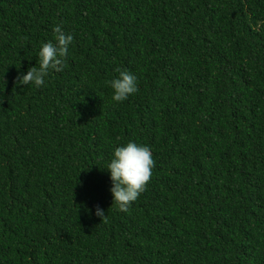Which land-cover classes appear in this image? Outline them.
<instances>
[{
  "label": "trees",
  "instance_id": "trees-1",
  "mask_svg": "<svg viewBox=\"0 0 264 264\" xmlns=\"http://www.w3.org/2000/svg\"><path fill=\"white\" fill-rule=\"evenodd\" d=\"M57 25L64 70L23 85ZM130 140L155 167L122 212ZM0 264H264V0H0Z\"/></svg>",
  "mask_w": 264,
  "mask_h": 264
},
{
  "label": "clouds",
  "instance_id": "clouds-1",
  "mask_svg": "<svg viewBox=\"0 0 264 264\" xmlns=\"http://www.w3.org/2000/svg\"><path fill=\"white\" fill-rule=\"evenodd\" d=\"M54 32L55 42H45L39 49V67H31L19 78L23 85L32 84L37 88L42 87L50 72L64 70V61L74 37L72 34L65 33L59 25L54 28ZM117 71L119 75L110 82L113 90L112 100L122 103L138 92V77L128 70L117 69ZM154 167L152 149L148 145L130 140L114 149L106 169L109 170L112 181L110 192L113 202L120 211L127 212L133 202L145 191ZM95 215L101 219L106 217L104 210L99 206L96 207Z\"/></svg>",
  "mask_w": 264,
  "mask_h": 264
}]
</instances>
